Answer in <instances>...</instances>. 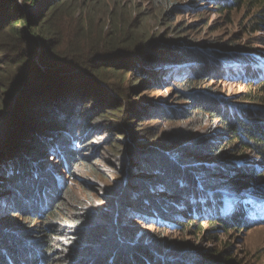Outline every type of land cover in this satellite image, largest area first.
Wrapping results in <instances>:
<instances>
[{
    "label": "trees",
    "instance_id": "obj_1",
    "mask_svg": "<svg viewBox=\"0 0 264 264\" xmlns=\"http://www.w3.org/2000/svg\"><path fill=\"white\" fill-rule=\"evenodd\" d=\"M151 1L164 11L191 10L178 6L176 0ZM210 2L229 19L233 12L245 11L251 34L264 30V0ZM68 5L66 0H0V57L6 55L5 60L0 58V93L16 66L30 67L24 70L26 87L19 78L9 85V98H15L9 110L21 118L35 117L16 120L0 132V199H5L0 200V264H244L228 249L211 250L201 258L186 240L174 242L170 249L159 242L137 241L125 222L136 217L161 231L181 230L179 237L193 232L211 240L217 239L218 231L264 226L260 222L264 219V104L250 110L226 105L199 86L205 77L206 82L217 75L222 81L242 78L247 85L258 84L260 93L250 91L244 102H264L263 57L244 46L227 49L229 53L188 52L148 34L137 35V27L129 21H108L106 31L87 21L89 28L82 26L65 36V17L60 16L59 26L56 21ZM159 66L170 67L167 76ZM128 77L137 78L152 92L177 82L187 91L184 112L189 111L191 118H210L221 127L186 145L171 138L154 140L155 134L151 141L131 135V126L144 119L178 117L168 104H138L130 99L131 92H138L132 87L122 103ZM87 104L91 114L76 119L75 112L83 114ZM99 123L109 128L104 142L96 141L100 136L93 131ZM80 126L91 131L92 145L85 143V130L77 132ZM85 149L93 151L95 161L85 156ZM251 152L258 155L260 165L252 164ZM178 155L182 158L171 162ZM204 157L217 162L202 164ZM46 158L55 160L56 167L43 166ZM103 158L127 167V174L117 171L121 192L117 185L109 187L116 199L109 200L112 192L104 185L109 197L103 202L117 208L112 224L98 223L97 208L88 210L87 203L67 189V176L75 178V172L85 167L98 174L103 170L96 164ZM217 187L224 191L212 190ZM155 192L168 198L160 200ZM15 217H25L23 226Z\"/></svg>",
    "mask_w": 264,
    "mask_h": 264
},
{
    "label": "rangeland",
    "instance_id": "obj_2",
    "mask_svg": "<svg viewBox=\"0 0 264 264\" xmlns=\"http://www.w3.org/2000/svg\"><path fill=\"white\" fill-rule=\"evenodd\" d=\"M176 1L178 6L191 7V10H175L174 12H170L171 10L164 11L158 8L151 0H66V2H69V5L58 13L56 25H60L59 20H62L60 16H64L66 19L64 35L68 36V34L76 28L82 26L89 28L90 26L87 21H90L93 25L97 24L99 29L105 31L107 30L106 22L108 21H121L123 24H127L129 21L137 27V35H139V32L148 34V36L156 38V41L161 44L175 45L184 50L186 49L188 52L193 51L208 54L209 52L218 50L222 53H229L225 51L232 47L242 48L244 46V49H246L245 47L252 48L255 51L254 53H257L264 59V30L261 33L251 34L246 19L247 13L245 11H235L230 16L232 19H229V15L219 12L217 10L218 4H214L210 2V0H202L203 2L201 0ZM221 1L223 0H220V2ZM52 47L59 50L62 55L61 51L63 50H61V48L58 49L55 43H53ZM52 47L51 49H54ZM8 54L12 57L15 56V54L11 52ZM5 56H1L0 58L5 60ZM7 57L9 60L11 59V57ZM9 66H12V64H9ZM28 68L30 67L26 68L24 65L21 68L16 66V69H13V75L7 80L9 81L8 87L3 93H0V132H4V130L10 125H13L16 120L25 119L31 121L35 119L34 116L28 118L22 117V119L19 116L13 115V111L9 110L12 100L9 98V96L12 95L10 94L9 85L11 82H14L15 79L19 78L23 80L22 85L26 87L28 79L24 74V70ZM169 68L170 67L165 66L158 67V69L163 72L164 76L165 74L167 76L166 72ZM225 68L230 70L237 69L236 67L231 68L229 66H225ZM262 72H264V68ZM136 79L137 78L130 79L128 77L125 80V101H122V103L128 100L127 89L132 87L138 90V92L134 93L129 91L131 92L130 99L133 98L138 104L143 102L148 105L168 104L172 112L175 113L178 118L172 117L171 121L161 120L158 122L144 119L142 123H135L134 126H131L132 129H130V132H133L131 135L142 137L145 141H151L155 134L157 137L154 140L171 138L173 142H179L181 140L182 145H186L187 142L191 140L199 141L205 137H209V134H212L213 131L221 127L219 122H213L210 118H207L206 121L200 116L191 118L188 115L189 111L184 112V108L188 106L185 95L187 91L184 86H180L177 82H169L162 87V90L152 92V90L149 89L153 88L148 89L142 87L141 83H138V81L136 82ZM247 83L248 81L242 80V78L222 81L217 75L213 81L206 82V77L202 78L199 86L204 92H211L218 95L226 105H237L238 107L247 108L249 110L253 108H263L260 106L264 104V102L259 103L256 100L244 102L247 94L252 90L253 95H260L258 84H254L253 86L247 85ZM133 85H135V87H133ZM113 96L117 97L116 94H113ZM184 98L186 100H184ZM14 99L12 102L15 105ZM81 110H83V114H80L79 111L75 112L74 117L76 119L79 116H87L88 112L91 114L92 107L87 104L83 106ZM96 115L97 114L94 116L90 115V120L92 121L91 118H94ZM16 117L18 118L16 119ZM181 121L184 122L181 123ZM98 125L99 126L93 130L94 132H98L100 136L96 141L104 142V138H107L106 135L109 136V128L102 123ZM80 129H82L81 126ZM100 129L102 130L99 131ZM84 130L85 129L77 130V132L81 133ZM84 133H86L85 143H90L92 138L91 131L85 130ZM90 145H92V142ZM179 147H181V145L176 149ZM227 152L224 154L227 155ZM92 153L93 151L91 152V150L85 149V156L91 157L93 161H95L96 158L93 157L94 155H92ZM180 156L181 155H178L175 160L171 162H177L179 158H182ZM168 157H172V155L168 154ZM248 157L255 161L252 164L258 163L260 165V158L254 152L249 153ZM46 159V165L43 162V166L56 167L55 160L51 158ZM159 159H161V157ZM114 161L113 159V162ZM113 162L106 160V158L98 161L96 168L103 170L99 171L98 174L92 173V171H89L87 167H85L75 172V178L71 176L70 178L68 176L66 177L68 181L67 189L73 191L80 201L86 202L88 210L92 211V209L97 208L94 210L95 218L100 224H112L115 217L113 210H117V208H113V203H107V205H105V202H103L104 199L107 200V197H109L104 185H107L108 188L117 185L116 189L118 193H120L122 184L118 181L119 177L117 176V171H119V173L126 172L127 174V171L124 169L127 168L126 165L119 163V166H117V164ZM216 162L217 161L213 160L211 157H204L202 161H200V163L205 165L216 164ZM153 167L155 166L151 165V168ZM125 180L127 181L126 177ZM172 184L173 182L169 180L168 185ZM109 189L112 192V196L109 200L111 199L110 201H112L116 199V193L114 189ZM214 189L224 191L222 187L213 188L212 190ZM155 191L159 193L158 190ZM8 193L10 194V192ZM157 193L154 196L158 197L160 200L168 198L166 194L157 195ZM9 194H7V196ZM0 200L5 199L3 198ZM254 205L256 207V203H254ZM254 215H258V213L254 212ZM124 217L128 218L126 212ZM24 218L25 217H15L14 221L22 225ZM117 222L119 223L120 219L117 220ZM260 222L264 224V219ZM125 223H127L126 230L129 231L131 238L135 237L137 241L138 239H144L149 245L151 242H159L166 245L165 247L167 249H170L171 244H174V242L186 240L190 244L189 248L193 249L195 254L201 255V258L208 255V252L211 250L228 249L230 253L238 257L244 264H264V226H259L249 231H232L231 233L218 231L217 239L211 240L206 238V235L203 236V234H199L196 236L193 232H188L182 237H179V232L181 230L171 231L167 229L161 231L156 229V226H151L150 223L146 224L136 220V217L126 219ZM204 225L205 224H203V226ZM29 226L30 224L28 221L25 222V227ZM209 230L210 229H208L207 232ZM163 252L166 254L168 251Z\"/></svg>",
    "mask_w": 264,
    "mask_h": 264
}]
</instances>
